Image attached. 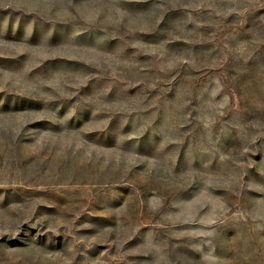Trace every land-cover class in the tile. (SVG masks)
<instances>
[{"label": "rangeland", "instance_id": "obj_1", "mask_svg": "<svg viewBox=\"0 0 264 264\" xmlns=\"http://www.w3.org/2000/svg\"><path fill=\"white\" fill-rule=\"evenodd\" d=\"M0 264H264V0H0Z\"/></svg>", "mask_w": 264, "mask_h": 264}]
</instances>
